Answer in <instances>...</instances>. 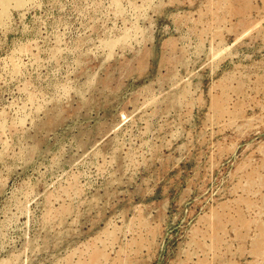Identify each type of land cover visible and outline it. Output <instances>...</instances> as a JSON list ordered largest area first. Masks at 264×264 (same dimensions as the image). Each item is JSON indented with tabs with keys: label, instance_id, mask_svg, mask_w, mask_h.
<instances>
[{
	"label": "rangeland",
	"instance_id": "374dc122",
	"mask_svg": "<svg viewBox=\"0 0 264 264\" xmlns=\"http://www.w3.org/2000/svg\"><path fill=\"white\" fill-rule=\"evenodd\" d=\"M6 260L264 264V0L9 3Z\"/></svg>",
	"mask_w": 264,
	"mask_h": 264
},
{
	"label": "bare ground",
	"instance_id": "6f19581e",
	"mask_svg": "<svg viewBox=\"0 0 264 264\" xmlns=\"http://www.w3.org/2000/svg\"><path fill=\"white\" fill-rule=\"evenodd\" d=\"M25 1L26 0H0V5H2V7H3V10H0V20L2 19V16H3V13H5L6 12V9H7V7L9 6V3L11 4L12 2L16 5V6H22V5H24V3H25ZM223 5V4H222ZM128 32V31H127ZM132 32V31H131ZM129 34V33H128ZM126 36H127V34H126ZM128 38H130V36L128 37ZM120 39H122V38H120ZM127 39V38H126ZM117 40V39H116ZM114 38L112 39V40H108L107 41V44L106 45H108V46H110V47H112L113 48V46H114V44H115V41H116ZM123 40V39H122ZM121 42V41H120ZM117 43H119V41H117ZM126 43V42H125ZM224 91H225V89H224ZM182 92H183V90H182ZM183 93H185V92H183ZM183 94H180L179 92L177 93V94H175L174 95V97L176 98V99H179L181 96H182ZM224 98V97H223ZM215 105H216V107H217V112L218 111H220V112H222V110H224V106H223V101L221 100V99H217L216 101H215ZM227 107V106H226ZM219 112V113H220ZM215 113H216V111H215ZM214 118V117H213ZM215 119V118H214ZM3 126H4V124H3ZM220 217L222 216V215H219ZM214 219H213V221L211 222V226H212V228L214 229V230H217L218 228H219V222H218V220L217 219H215L216 217H213ZM207 223V222H206ZM209 227V226H208ZM235 229H237V228H235ZM240 231V230H239ZM236 232H238V230L236 231ZM243 232V231H242ZM198 234V233H197ZM240 234V233H239ZM242 234V233H241ZM221 235V234H220ZM241 236V235H240ZM237 238H239L240 239V237L237 235ZM223 242V241H222ZM241 242H242V240H241ZM219 246V245H218ZM126 248V247H125ZM260 248V245L259 244H257V249H259ZM97 251V250H96ZM102 251V250H101ZM91 252V251H90ZM96 253V252H95ZM103 253H105V252H103ZM102 253V254H103ZM97 254H99V253H97ZM104 255H106V253L104 254ZM94 256V255H93ZM218 257H220V256H218ZM98 258V257H97ZM105 258V257H104ZM124 258V257H123ZM101 259V258H100ZM96 260V259H95ZM94 260V261H95ZM102 260V259H101ZM131 260V259H130ZM121 262V261H120ZM3 264H13L12 263V261L10 260H6V261H3L2 262ZM1 263V264H2ZM98 263V262H97ZM101 263V262H100Z\"/></svg>",
	"mask_w": 264,
	"mask_h": 264
}]
</instances>
